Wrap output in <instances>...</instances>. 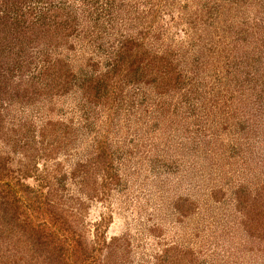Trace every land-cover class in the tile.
Here are the masks:
<instances>
[{
  "label": "trees",
  "instance_id": "obj_1",
  "mask_svg": "<svg viewBox=\"0 0 264 264\" xmlns=\"http://www.w3.org/2000/svg\"><path fill=\"white\" fill-rule=\"evenodd\" d=\"M168 1L0 0V118L5 111L18 112L26 128L40 105L50 107L61 99L70 100L72 111L47 121L40 134L49 135V142L40 144L44 146L37 148L33 131L27 134L21 127V134L11 137L18 150L13 155L0 151V264H101L105 248L104 264H125V252L111 257L113 243L102 241L105 229L98 234L104 219L95 224L93 242H86L87 208L82 197L71 200L66 194L70 188L90 201L111 202L130 175L141 170L159 176L162 168L175 172L190 155L220 158L219 150L232 139L247 144L249 137L261 136L258 143L264 141V120L249 118L256 112L264 116L257 105L250 107L256 97L264 106V20L256 21L258 12L249 23L245 19L257 9L253 0L191 4L192 13L180 16V40L171 34L173 26L165 24L162 33L154 27L156 15L150 21L154 8ZM251 22L258 32L243 43L241 55L231 57L228 48L234 50L248 28L253 31ZM204 40L206 51L196 48L195 42ZM31 41L35 53L43 54L34 70L27 69L32 59L20 63L17 57ZM77 46L90 51L84 62L74 52ZM55 48L66 51L60 49L51 65L45 64L43 58ZM185 123L186 133L173 137L172 131ZM163 132L169 135L163 137ZM258 145L249 146L245 163L257 160L251 149ZM60 151L66 162H74L72 169L62 170L63 161L50 167ZM29 178L38 188L25 184ZM260 183L255 193L238 189L239 201L255 197L252 203H239L235 221L237 234L264 245V181ZM167 256L166 251L147 264H174Z\"/></svg>",
  "mask_w": 264,
  "mask_h": 264
},
{
  "label": "rangeland",
  "instance_id": "obj_2",
  "mask_svg": "<svg viewBox=\"0 0 264 264\" xmlns=\"http://www.w3.org/2000/svg\"><path fill=\"white\" fill-rule=\"evenodd\" d=\"M80 1L82 0H66V4H77ZM99 3H101V0H99ZM187 3L190 7L186 10L181 9ZM191 4L197 6L199 0H169L162 7L154 8L152 14L150 13V21L151 16L154 19L156 15L157 21L156 24L153 23L154 27L157 30L160 29L162 33L164 31L162 27L164 28L165 24L173 26L171 34L174 35V38L180 40L184 37L183 32H181L184 25L180 21V16H189L192 13L191 8L194 7ZM252 4L256 5L254 8H257V11H249L245 16L246 21L249 23L257 12L256 21L264 20V0H253ZM157 12H159L158 15ZM175 24L176 28L174 27ZM251 26L253 31L248 28L245 37L239 41L240 43L238 42L234 50L231 51L233 47L228 48L231 57L237 58L241 55L243 53V50H241L243 49V43L246 45L245 42L251 39L254 32H258L254 22H251ZM23 28L29 29L30 27L28 23H25ZM22 41H24L23 38ZM195 43L198 44L196 48L207 47L205 40L203 43L200 41ZM33 44L34 42L31 41L27 50L26 48L19 49L21 51H19L17 57H19L20 63L23 58L32 59V63H28L27 69L33 68L34 70V68H38L37 60L39 61L43 54L35 53L36 48ZM79 48L80 46H77L74 52L77 58L82 59L80 62H84L89 57L90 51L85 50L84 47ZM57 49H54L55 53H48L49 56L47 54L42 61L51 65L53 58L57 56L60 49L63 52L66 51L64 48ZM15 67L17 66L15 65ZM16 77H14V82L19 78L17 75ZM256 99L258 100L257 97ZM256 99L251 102L253 104L250 107L255 104L259 110L264 111V106L256 103ZM68 102L70 100L61 99L55 103L53 102L50 107H46L49 103H44L45 107L37 106L39 107L35 110L37 113L31 115L28 123L30 125L33 121L31 128L28 125H26V128L22 126L24 120L20 123L18 112L14 116L13 112L5 111L2 118H0L1 153L4 155L5 152H9L13 155L14 148L18 150L19 144L14 147L11 137L19 136L22 128H24V133L27 134L33 131L31 140L37 141V144H39L36 145L37 148L44 146L40 144L44 141L49 142V135L41 138L40 134L43 132L47 121L50 118L56 120L62 115L65 118L68 117L72 113ZM262 102L264 103L263 100ZM10 104L16 106L15 103ZM250 110L247 109L244 112L245 115ZM255 116H257V119L264 120V116L260 117L257 112L251 113L249 118L255 120ZM134 125L138 126L137 123H134ZM94 126L98 127L96 124ZM186 126V123L178 125L177 132L172 131L173 137L178 138L181 134L186 133L188 129ZM191 128L190 125L189 130ZM167 135H169L168 132H163V137ZM260 137H249L247 144L244 143V140L235 141L232 139L231 142L234 141V143H231V145L229 143L219 150V153L222 152L220 158L210 159L203 154L202 156H199V154L196 156L190 155L189 158H185V161H181L176 165L178 168L175 172H169V169L162 168L161 175L157 176L152 172L148 171L149 173H147L141 170L136 175H130L127 179V186L121 193L116 194L111 202L90 201L86 198L85 193H81L80 190L78 191L72 186L73 188H70L66 194L73 201L82 197L84 207L87 208V213L83 218L86 242L89 244L93 242L97 236L95 224L104 219L105 222L98 230V234L105 229L102 241H104V244L113 243L112 246L115 251H112L111 257L120 256L125 252V257L128 256L125 264H140L143 261L144 264L156 263L157 258L159 259L162 255L164 257L166 251L168 263L171 262L173 257L174 264H185L190 258L194 260V264H264L263 243L237 234L236 229L239 226L235 221L240 204L252 203L255 197L253 195L247 201H239L241 196L237 194L238 189L243 188L255 193L254 189L259 188L261 190L262 188L260 182L264 181V157H262V155L264 156V141L258 143L261 141ZM256 142L257 145H261L251 149V152L254 151L253 155L257 157V160L253 159V162L245 163L246 157L249 159L251 156L248 152L249 146ZM228 147H231V149ZM62 156L63 152L61 151L58 155H55L54 159L49 162L50 167L63 161L64 167L62 170H66V168H70L71 164H74L72 160L66 162ZM16 158L11 159L13 165H16ZM82 160H86L85 157ZM39 164V168H41L42 162H39ZM25 184L32 190L38 188V183L32 178L26 180ZM66 188H69V184L66 185ZM243 195L244 190L242 197ZM113 239H117V241L113 242ZM260 239L262 240V238ZM242 245L246 247L243 252L239 249ZM110 248L109 251H111ZM171 250L174 251V254L176 253V256H173V252L169 253ZM107 251V248H105L103 255H101V264L105 262Z\"/></svg>",
  "mask_w": 264,
  "mask_h": 264
}]
</instances>
